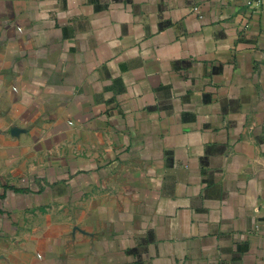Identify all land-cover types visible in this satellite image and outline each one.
Returning a JSON list of instances; mask_svg holds the SVG:
<instances>
[{
    "label": "crops",
    "instance_id": "1",
    "mask_svg": "<svg viewBox=\"0 0 264 264\" xmlns=\"http://www.w3.org/2000/svg\"><path fill=\"white\" fill-rule=\"evenodd\" d=\"M254 1L0 0V264H264Z\"/></svg>",
    "mask_w": 264,
    "mask_h": 264
},
{
    "label": "built area",
    "instance_id": "2",
    "mask_svg": "<svg viewBox=\"0 0 264 264\" xmlns=\"http://www.w3.org/2000/svg\"><path fill=\"white\" fill-rule=\"evenodd\" d=\"M254 3H257V4L261 5V4H264V0H255ZM192 10H193L196 14L200 15V9H199L198 6H193V7H192Z\"/></svg>",
    "mask_w": 264,
    "mask_h": 264
}]
</instances>
